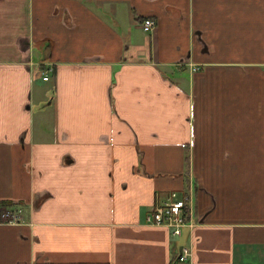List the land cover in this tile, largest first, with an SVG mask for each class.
Here are the masks:
<instances>
[{"label":"crops","instance_id":"crops-1","mask_svg":"<svg viewBox=\"0 0 264 264\" xmlns=\"http://www.w3.org/2000/svg\"><path fill=\"white\" fill-rule=\"evenodd\" d=\"M191 182L193 229L147 222ZM183 246L264 264V0H0V264Z\"/></svg>","mask_w":264,"mask_h":264},{"label":"built area","instance_id":"built-area-1","mask_svg":"<svg viewBox=\"0 0 264 264\" xmlns=\"http://www.w3.org/2000/svg\"><path fill=\"white\" fill-rule=\"evenodd\" d=\"M157 25V21L152 17L144 18L141 22V27L146 32H152ZM54 66L51 63L43 70L44 80L50 78V74L54 71ZM193 183L190 187L180 193L178 190H173L165 201L157 200L149 210L147 222L156 225H164L172 230L174 235H181L184 228L193 229L196 225L194 221V193ZM2 218L10 223H17L22 220L20 211L6 209L2 212ZM192 250L189 246H183L176 264H192Z\"/></svg>","mask_w":264,"mask_h":264},{"label":"trees","instance_id":"trees-1","mask_svg":"<svg viewBox=\"0 0 264 264\" xmlns=\"http://www.w3.org/2000/svg\"><path fill=\"white\" fill-rule=\"evenodd\" d=\"M187 179H189V177H187ZM3 204H5L7 207H11V209L12 208H15V209H20V207H16V206H14L15 204L13 203V202H7V201H5V202H3ZM177 258H178V256H177ZM176 262V261H175Z\"/></svg>","mask_w":264,"mask_h":264},{"label":"rangeland","instance_id":"rangeland-1","mask_svg":"<svg viewBox=\"0 0 264 264\" xmlns=\"http://www.w3.org/2000/svg\"><path fill=\"white\" fill-rule=\"evenodd\" d=\"M42 81V80H41ZM43 83H44V81H42ZM51 83V82H50ZM44 84H46V83H44ZM49 84V83H48ZM3 217V216H2ZM3 220H5V219H3Z\"/></svg>","mask_w":264,"mask_h":264}]
</instances>
